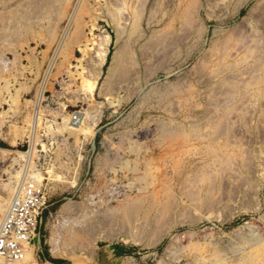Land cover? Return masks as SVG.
<instances>
[{"label": "rangeland", "instance_id": "374dc122", "mask_svg": "<svg viewBox=\"0 0 264 264\" xmlns=\"http://www.w3.org/2000/svg\"><path fill=\"white\" fill-rule=\"evenodd\" d=\"M29 183L16 264H264V0H0L7 207Z\"/></svg>", "mask_w": 264, "mask_h": 264}, {"label": "built area", "instance_id": "2783aa9c", "mask_svg": "<svg viewBox=\"0 0 264 264\" xmlns=\"http://www.w3.org/2000/svg\"><path fill=\"white\" fill-rule=\"evenodd\" d=\"M42 206L33 183L23 184L16 191L0 223V264L25 260L39 230Z\"/></svg>", "mask_w": 264, "mask_h": 264}, {"label": "crops", "instance_id": "0c3cea01", "mask_svg": "<svg viewBox=\"0 0 264 264\" xmlns=\"http://www.w3.org/2000/svg\"><path fill=\"white\" fill-rule=\"evenodd\" d=\"M10 190L8 189V187L5 184H2L0 187V223L7 211V199L10 197ZM13 198V197H12ZM9 206V205H8ZM7 207V208H6ZM31 250V249H30ZM30 252V251H29ZM36 264H50L51 262L49 261H44L41 258H37L36 259ZM53 264V263H52Z\"/></svg>", "mask_w": 264, "mask_h": 264}, {"label": "bare ground", "instance_id": "6f19581e", "mask_svg": "<svg viewBox=\"0 0 264 264\" xmlns=\"http://www.w3.org/2000/svg\"><path fill=\"white\" fill-rule=\"evenodd\" d=\"M113 62H114V61H113ZM115 63H116V62H115ZM111 64H112V63H111ZM110 70H111V69H110ZM38 115H39V114H37V115L35 116V122H34V125H36L37 122H38V118H39ZM80 119H81V118H78V117H77V118L75 119V121H74V124H76L75 122H77V121L80 122ZM34 127H35V126H34ZM33 132H35V130H34ZM32 136L34 137V136H35V133H33ZM28 162H29V161H28ZM28 168H29V167H28ZM24 175H25V174H24ZM26 178H27V176L25 175L24 179H26ZM80 248H81V247H80Z\"/></svg>", "mask_w": 264, "mask_h": 264}]
</instances>
